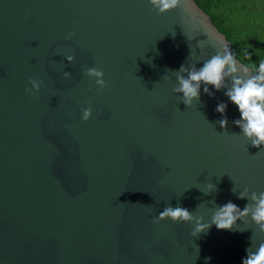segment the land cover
I'll return each instance as SVG.
<instances>
[{
  "label": "water",
  "instance_id": "95a60500",
  "mask_svg": "<svg viewBox=\"0 0 264 264\" xmlns=\"http://www.w3.org/2000/svg\"><path fill=\"white\" fill-rule=\"evenodd\" d=\"M201 40L197 67L232 50L195 0L163 14L148 0H0V264H241L264 242L250 221L195 237L194 222L152 223L169 204L208 222L209 201L243 209L238 191H264V152L236 135L226 89L188 108L172 91L168 70L196 63Z\"/></svg>",
  "mask_w": 264,
  "mask_h": 264
},
{
  "label": "clouds",
  "instance_id": "9594fccd",
  "mask_svg": "<svg viewBox=\"0 0 264 264\" xmlns=\"http://www.w3.org/2000/svg\"><path fill=\"white\" fill-rule=\"evenodd\" d=\"M148 3L159 14H163L180 7L182 0H148ZM72 35L73 33H69L66 38L71 39ZM204 47V40L197 41L195 47H189L188 60L196 63L181 64L178 70H168V73L175 76V85L172 91L179 95V103H183L188 108L192 107L194 101L200 102L202 87L203 93L209 97L214 96V92L209 90V85L215 91L226 89L224 95L236 106L240 114L239 119H235L233 123L241 131L239 134H235L242 135L253 147L260 148L261 150L256 153L259 155L264 152V60L258 64V67H246L238 61L236 54L230 50L229 45L225 44L210 58L204 59L202 67H197L196 64L200 62V57L197 55L196 48L203 50ZM66 59L68 62H72L74 57L69 55ZM85 75L94 79L98 89L102 90L107 87V82L103 79V70L96 67L89 68ZM63 76L68 79L71 74L64 71ZM163 78L170 80L169 75H165ZM29 83L31 87L25 88V92L34 96L40 90L42 81L33 79ZM226 109L227 104L224 102H219L215 108V111L223 117L216 123L221 129H225V132L228 124L225 115ZM91 114L92 109L90 107L85 108L82 111L81 119L87 121ZM214 189L216 191L215 185L209 182L205 190H199L204 195H209ZM232 192L233 194L237 193L235 188H232ZM237 199L247 201L243 209L231 200L223 205H217L215 199L209 201L213 207L209 209L211 216L208 222H203L202 216L195 215V210L190 211L181 204L175 206L169 204L159 212L152 223H158L165 219L173 223L194 222L195 227L191 235L195 237L200 233H207L212 225H215L218 230L243 232L246 230L239 229L237 221H241L245 225L250 221L256 226L259 233L264 234V191L249 192L248 187H244L238 191ZM253 235L254 233H252ZM241 264H264V242L259 243L255 250L250 245L246 249V257L242 258Z\"/></svg>",
  "mask_w": 264,
  "mask_h": 264
},
{
  "label": "trees",
  "instance_id": "16d2710c",
  "mask_svg": "<svg viewBox=\"0 0 264 264\" xmlns=\"http://www.w3.org/2000/svg\"><path fill=\"white\" fill-rule=\"evenodd\" d=\"M248 67L264 60V0H195Z\"/></svg>",
  "mask_w": 264,
  "mask_h": 264
}]
</instances>
